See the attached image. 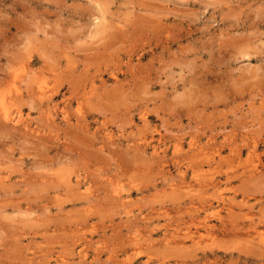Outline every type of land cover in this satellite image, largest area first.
Instances as JSON below:
<instances>
[{
	"label": "rangeland",
	"instance_id": "1",
	"mask_svg": "<svg viewBox=\"0 0 264 264\" xmlns=\"http://www.w3.org/2000/svg\"><path fill=\"white\" fill-rule=\"evenodd\" d=\"M0 104V264H264V0H0Z\"/></svg>",
	"mask_w": 264,
	"mask_h": 264
},
{
	"label": "bare ground",
	"instance_id": "2",
	"mask_svg": "<svg viewBox=\"0 0 264 264\" xmlns=\"http://www.w3.org/2000/svg\"><path fill=\"white\" fill-rule=\"evenodd\" d=\"M41 93H42V92H41ZM41 97H42V96H41ZM43 97H44V96H43ZM3 103H4V102H3ZM0 105H1V104H0ZM6 106H7V104H6ZM1 108H2V106H1ZM5 113H6V112H5ZM6 114H7V113H6ZM6 114H5V115H6ZM5 115H4V116H5ZM11 115H12V114H11ZM6 116L8 117V114H7ZM9 117H10V116H9ZM10 118H11V117H10ZM7 121H8V120H7ZM11 121H12V120H11ZM13 122H14V121H13Z\"/></svg>",
	"mask_w": 264,
	"mask_h": 264
}]
</instances>
